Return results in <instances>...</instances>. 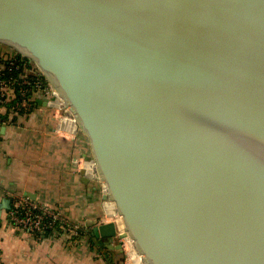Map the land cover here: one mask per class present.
I'll return each mask as SVG.
<instances>
[{"label": "water", "instance_id": "obj_1", "mask_svg": "<svg viewBox=\"0 0 264 264\" xmlns=\"http://www.w3.org/2000/svg\"><path fill=\"white\" fill-rule=\"evenodd\" d=\"M0 45L88 138L116 215L96 238L123 227L142 264H264V0H0Z\"/></svg>", "mask_w": 264, "mask_h": 264}, {"label": "crops", "instance_id": "obj_2", "mask_svg": "<svg viewBox=\"0 0 264 264\" xmlns=\"http://www.w3.org/2000/svg\"><path fill=\"white\" fill-rule=\"evenodd\" d=\"M0 116V202L8 198L12 205L17 194L25 195L39 204L59 206L87 228L81 239L56 233L36 236L16 227L4 211L0 264H124L117 239L108 245L91 233L95 224L113 221L116 215L94 177L86 134L44 101L19 112L1 108ZM59 119L62 128L56 132Z\"/></svg>", "mask_w": 264, "mask_h": 264}, {"label": "built area", "instance_id": "obj_3", "mask_svg": "<svg viewBox=\"0 0 264 264\" xmlns=\"http://www.w3.org/2000/svg\"><path fill=\"white\" fill-rule=\"evenodd\" d=\"M15 71L18 77L10 75ZM27 92H30L29 98L25 97ZM18 94L22 97L18 106H22L24 110L36 108L37 102L43 100L46 107L56 111L57 116L62 113L75 122L56 89L34 61L18 53L3 51L0 47V109H4V105L14 100ZM60 119L54 128L56 132H60L62 128ZM7 216L16 227L36 236L45 229H52L58 235L71 239H81L87 234L86 225L70 218L59 206L39 204L21 194L13 198L11 208L7 210ZM122 232L123 227H120L118 234ZM119 235L117 240L121 241L123 249L129 247L127 238L119 237ZM128 258L131 259L130 256ZM132 264H136L135 260H132Z\"/></svg>", "mask_w": 264, "mask_h": 264}, {"label": "trees", "instance_id": "obj_4", "mask_svg": "<svg viewBox=\"0 0 264 264\" xmlns=\"http://www.w3.org/2000/svg\"><path fill=\"white\" fill-rule=\"evenodd\" d=\"M10 75L18 77V74L16 73V71L15 72H11ZM6 76H7V74H6ZM17 88H18V86H17ZM17 88H16V90L18 92ZM25 97L29 98L30 97V92H27ZM21 101H22V97L18 94L14 100H12L11 102H7L4 105L3 111L11 110L12 112H14V111L19 112L21 110H24L22 106L21 107L18 106V103L20 104ZM29 110H31V109H29ZM53 233H56V231H54L52 229H45L44 232L39 233V236L49 235V234H53Z\"/></svg>", "mask_w": 264, "mask_h": 264}, {"label": "rangeland", "instance_id": "obj_5", "mask_svg": "<svg viewBox=\"0 0 264 264\" xmlns=\"http://www.w3.org/2000/svg\"><path fill=\"white\" fill-rule=\"evenodd\" d=\"M0 47H1V50H3V51H7V52H13L12 50H11V48H9V47H7V46H3V45H0ZM91 158H92V156H91ZM96 179V178H95ZM101 189H103V186H102V188ZM80 222V221H79ZM131 246V245H130ZM124 250V254H125V257H124V264H132V260H134V259H132V256H131V252H130V247H126L125 249H123ZM132 250V249H131ZM133 252V251H132ZM134 255H136V254H134ZM131 257V259H129L128 257ZM135 262H136V264H142V262L138 259V257H137V259L135 260Z\"/></svg>", "mask_w": 264, "mask_h": 264}, {"label": "bare ground", "instance_id": "obj_6", "mask_svg": "<svg viewBox=\"0 0 264 264\" xmlns=\"http://www.w3.org/2000/svg\"><path fill=\"white\" fill-rule=\"evenodd\" d=\"M90 164L92 165L91 167H92V169H93V174H94V173H95V165H94V163L92 164L91 162H90ZM111 203H112V202H111ZM112 204H113V203H112ZM113 206H114V204H113ZM114 208H115V207H114ZM127 240H128V242H129V247H130V252H131L132 258H133L134 260H136L137 257H138V259L142 262V256L139 255V254L136 252L132 240H131L130 238H128V237H127ZM130 245H131V246H130ZM131 249H132V250H131ZM132 251H133V252H132ZM134 254H136V255H134ZM135 263H136V262H135Z\"/></svg>", "mask_w": 264, "mask_h": 264}]
</instances>
